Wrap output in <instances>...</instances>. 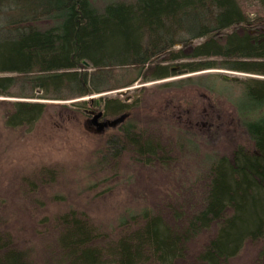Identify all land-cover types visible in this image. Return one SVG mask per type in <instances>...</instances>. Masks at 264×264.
<instances>
[{
	"label": "trees",
	"instance_id": "trees-1",
	"mask_svg": "<svg viewBox=\"0 0 264 264\" xmlns=\"http://www.w3.org/2000/svg\"><path fill=\"white\" fill-rule=\"evenodd\" d=\"M245 1L259 12L253 20L242 0H0V97L79 99L56 105L62 113L87 114L101 105L107 116L131 113L104 140L99 164L127 156L136 165L166 170L176 151L196 153L208 134L210 129L200 131L196 112L182 114L187 117L174 126L169 145L162 136L168 126L139 123L138 99H105L98 107L84 99L215 69L264 77V0ZM244 85L249 92L239 125L250 148L205 155L201 185L174 194L164 212L127 211L114 227L74 208L58 213L51 221L56 264H228L246 245L264 264V82ZM8 104L3 122L12 130H30L53 106ZM37 176L33 184L40 187L55 178L50 168ZM200 236L190 263L189 247ZM14 239L0 227V264H34Z\"/></svg>",
	"mask_w": 264,
	"mask_h": 264
},
{
	"label": "rangeland",
	"instance_id": "rangeland-1",
	"mask_svg": "<svg viewBox=\"0 0 264 264\" xmlns=\"http://www.w3.org/2000/svg\"><path fill=\"white\" fill-rule=\"evenodd\" d=\"M242 5L251 20L259 15L253 3L242 0ZM170 67L175 68V64ZM250 80L264 82V77L215 69L142 85L135 83L127 89L84 99H116L125 104L138 99L139 123L146 125L150 120H158L168 126L162 136L169 145L173 144L174 126L187 117L182 114L196 112L194 116L202 123L200 131L210 129L208 134L202 135L203 143H196V153L177 155L175 150L176 162L166 170L136 165L127 156L99 164L104 140L131 118V113L107 116L102 105L96 110L91 107L87 114L72 110L62 113L56 105L69 106L79 99L45 102L0 97V221L4 223L0 227L13 234L17 246L30 252L34 264H56L57 254L51 252L55 235L51 221L66 209L83 212L105 227H114L118 217L127 211L148 208L164 212L172 206L174 194L201 185L197 178L202 177L206 167L205 155L228 154L238 145L250 148L239 125V113L246 107L245 95L249 92V86L244 84ZM164 85L170 87L162 88ZM14 101L53 106L30 130H12L5 126L3 113L8 103ZM98 112L102 116L94 124L92 120ZM207 112H211L208 117L201 116ZM106 121L113 126L110 124L103 133L96 134L98 125ZM190 126H194V117ZM47 168L54 171V182L44 187L33 184L39 172ZM203 240L200 236L190 245L188 262L194 261ZM256 251L254 246L246 245L228 264H259Z\"/></svg>",
	"mask_w": 264,
	"mask_h": 264
},
{
	"label": "water",
	"instance_id": "water-1",
	"mask_svg": "<svg viewBox=\"0 0 264 264\" xmlns=\"http://www.w3.org/2000/svg\"><path fill=\"white\" fill-rule=\"evenodd\" d=\"M82 64L86 66V63H85V62H82ZM224 79H226V80H231V81H236V80H237L236 78H228V77H224ZM92 99H93V98H91V100H92ZM95 103H96V105H97V107H98V106H99V101H98V100H95ZM101 116H102V113H101V112H98L97 114H95L94 117H93L92 123L95 124V122H96L98 119H100ZM110 124H111V123H109V122H107V121H106V122H103V123H100V124L98 125V128H97V130L95 131V133H96V134H101V133H103V131L106 129V127H107V126H110ZM111 126H113V124H111Z\"/></svg>",
	"mask_w": 264,
	"mask_h": 264
},
{
	"label": "bare ground",
	"instance_id": "bare-ground-1",
	"mask_svg": "<svg viewBox=\"0 0 264 264\" xmlns=\"http://www.w3.org/2000/svg\"><path fill=\"white\" fill-rule=\"evenodd\" d=\"M85 66V65H84ZM224 78V77H223ZM226 80V79H225Z\"/></svg>",
	"mask_w": 264,
	"mask_h": 264
}]
</instances>
